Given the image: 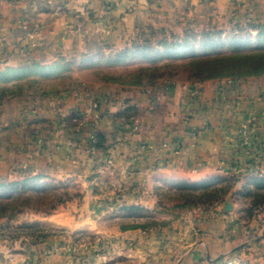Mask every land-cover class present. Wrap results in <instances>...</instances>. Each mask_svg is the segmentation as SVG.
<instances>
[{
  "label": "crops",
  "instance_id": "0c3cea01",
  "mask_svg": "<svg viewBox=\"0 0 264 264\" xmlns=\"http://www.w3.org/2000/svg\"><path fill=\"white\" fill-rule=\"evenodd\" d=\"M263 25L264 0H0V69L71 78L0 104V181L81 188L41 218L63 232L26 242L11 264H264V203L241 196L264 178V74L124 82L112 63L143 41ZM129 107L134 117H115ZM96 131L106 147L90 152ZM216 178L233 180L221 202L163 209L161 192ZM130 207L155 222L108 225Z\"/></svg>",
  "mask_w": 264,
  "mask_h": 264
},
{
  "label": "rangeland",
  "instance_id": "374dc122",
  "mask_svg": "<svg viewBox=\"0 0 264 264\" xmlns=\"http://www.w3.org/2000/svg\"><path fill=\"white\" fill-rule=\"evenodd\" d=\"M257 31V28L233 29L224 38L228 39L234 36L238 39H249V43L244 45L234 44V53L237 52L235 55L244 53V55H259L260 57H264V43H259L260 36ZM200 45L191 44L187 46L196 48L197 54L204 55L201 54ZM228 47H217L216 49L213 47L214 49L206 50L205 53L213 54V58L219 57L232 51L230 50L232 47ZM186 50L187 48H183L182 50L174 48L173 51L185 52ZM175 55H178V57L158 61H148L139 58L127 63V60L125 63L115 65L116 71L120 72L116 76H119L118 78L124 82L134 81L138 83L144 81L149 83V77L156 79L163 76L171 79L178 77L180 80L186 78L198 80L190 77L192 67H190L189 63L193 60L192 56L184 55L181 57L179 56L181 54ZM258 62L264 63V60H259ZM256 65L257 61L251 67H255ZM233 66L234 68L243 67L236 60L233 62ZM220 69L224 74V64H221ZM211 78L216 79L214 77ZM69 81H71V78L68 75L55 77L51 75L50 70L44 71L34 65L27 68L0 69V104L13 98H34L50 94L51 91L57 89V86L62 87ZM21 183H26V185L20 187ZM179 187L178 185L167 192H161L160 199L162 200L163 209L169 208L171 214L177 211V204L187 200V197H184L183 193L179 192ZM182 191H185V189ZM79 196H81V188L77 183L68 181L57 182L45 179L39 175L22 180L0 181V264H11V255L18 251L26 242L62 233V229L51 227L48 221L41 220V218L53 212L54 209L50 211L49 207L58 199H63V202H65ZM249 212L248 209H245L242 213L247 216ZM120 213L117 216H111L112 218H109L108 225L113 226L116 223L121 226H127L131 223L150 224L155 222L152 214L148 213V215H145L146 213H143V211L140 213H129L123 209ZM75 238L87 241L91 237L77 234Z\"/></svg>",
  "mask_w": 264,
  "mask_h": 264
},
{
  "label": "trees",
  "instance_id": "16d2710c",
  "mask_svg": "<svg viewBox=\"0 0 264 264\" xmlns=\"http://www.w3.org/2000/svg\"><path fill=\"white\" fill-rule=\"evenodd\" d=\"M257 32L260 36L259 43H264V25L258 27ZM216 37V38H215ZM201 43H193L192 39H184V41H178L176 39H171L170 41H162L157 44H152L146 41L143 43L131 47L129 49H123L112 61L113 65H120L125 63L130 57L142 58L148 61H158L163 59H170L174 57H178L175 54H181L179 56L191 55L192 61L189 63L190 67H192V72L190 73V77H194L198 80L210 79L211 77L220 78L222 76L230 77V78H245L249 76L257 77L264 74V63L258 62L259 60H264V57H260L259 55H244V53H238L235 55L234 53V44L244 45L249 43V39H238L234 36L229 37L228 39L222 38L220 33L215 34H206L203 36ZM191 44H201V54H197V49L188 47L187 45ZM216 45V46H214ZM219 45V46H217ZM232 47L231 52L229 54L216 56L213 58V54H206L205 51L209 49L224 48V47ZM214 47V48H213ZM228 47V48H229ZM175 49L182 50L183 48H187L184 51H173ZM235 60L243 67H235L233 66V62ZM246 61V62H244ZM257 61V65L255 67H251L254 62ZM223 62V63H222ZM221 64H224L225 73H222L220 69ZM194 68V69H193ZM142 72V71H141ZM163 74V73H162ZM149 79H153V77H149ZM137 114L136 109L134 108H126L122 112L116 114V118H122L128 121L131 117H134ZM106 138L105 136L96 131L94 134V143L93 148L95 150L104 149L106 147ZM229 182V183H227ZM254 188L251 190L245 189L244 193L241 194L242 197L250 200L252 206H256L264 203V178H254L253 179ZM26 183H21L20 187H24ZM180 193H183L184 197H187L186 201L179 203L176 205L177 208H186L191 206H205L214 202H221L230 189L233 186V180H227L225 178H216L210 181H204L200 183H181L179 184ZM185 191H182L184 190ZM64 200L58 199L49 207V210L52 211L56 208L57 205L61 204ZM129 213L141 212L139 209L135 208H126ZM150 223L148 225H152ZM140 225L132 224L127 225L126 227H138Z\"/></svg>",
  "mask_w": 264,
  "mask_h": 264
},
{
  "label": "built area",
  "instance_id": "2783aa9c",
  "mask_svg": "<svg viewBox=\"0 0 264 264\" xmlns=\"http://www.w3.org/2000/svg\"><path fill=\"white\" fill-rule=\"evenodd\" d=\"M93 143H94V137L91 139V147H90V152H93Z\"/></svg>",
  "mask_w": 264,
  "mask_h": 264
},
{
  "label": "water",
  "instance_id": "95a60500",
  "mask_svg": "<svg viewBox=\"0 0 264 264\" xmlns=\"http://www.w3.org/2000/svg\"><path fill=\"white\" fill-rule=\"evenodd\" d=\"M229 206L226 207V209L228 210Z\"/></svg>",
  "mask_w": 264,
  "mask_h": 264
}]
</instances>
